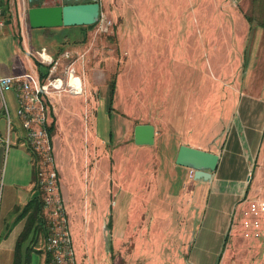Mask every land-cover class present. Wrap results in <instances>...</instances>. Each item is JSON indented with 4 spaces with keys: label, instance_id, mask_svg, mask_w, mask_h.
I'll return each mask as SVG.
<instances>
[{
    "label": "rangeland",
    "instance_id": "374dc122",
    "mask_svg": "<svg viewBox=\"0 0 264 264\" xmlns=\"http://www.w3.org/2000/svg\"><path fill=\"white\" fill-rule=\"evenodd\" d=\"M90 1L80 0V3ZM98 1L101 4V16L95 26L87 30L88 49L84 53H93L97 45H103L102 66L104 68L105 65L108 72L101 76L102 82L107 79L109 83L119 76L120 88L123 89L120 95L118 92L115 94V88L111 93L109 87L103 86L100 101L104 102L107 110L99 114V120L104 124L101 134H107L110 126L115 131L111 145H108L107 139V144H100L98 151L100 156H109L111 150L121 144L122 165L120 169L117 167V173L121 170L122 175L114 181L110 200L113 201L114 194L119 190L125 197L127 193L132 194L134 199L126 211L127 234L122 241L111 238L115 217L112 203L101 210L90 209L86 216L85 211L81 212V216L78 214L71 232L74 230L72 238L76 253L80 251V264H264V239L243 238L241 213H237L236 220H232L229 234L223 240L220 252H216L217 243L213 234L220 229V218L215 213L214 204L209 203L207 209L195 210L187 206L186 202L178 204V197L161 195L157 183L164 177L159 178L154 162L147 156L144 160V155L127 137V127L136 118L138 121L148 119L149 122L160 120L161 114L157 112H162V103L168 101L164 89L168 86L171 91H177L182 76L198 77L201 81L202 98L196 99V106L200 105L203 110L199 116L201 129L197 130L201 137L220 131L224 119H229L233 113L245 116L249 105L245 101L241 103L242 95L251 96L254 101H263L264 0H240L237 4L234 0H120L119 7L124 19L116 14L119 5L117 0ZM0 2L7 16L12 9L14 20L28 21V10L33 7L28 0ZM51 3L67 4L62 0ZM150 43L156 44L157 48L153 52L161 51L164 59L158 62L157 74L152 71L153 68L147 67L146 62L143 66L133 67L134 82H141L148 87L143 94L145 103L139 105L138 113H135V110L131 112L130 106L133 99L125 95L129 93L131 85L130 51L127 52L125 47L129 49L130 45L139 44L144 49ZM7 60L1 58L4 67L10 68L12 60ZM35 60L39 61L36 55ZM143 67L148 68V73L151 71L150 75L143 74ZM77 75L81 76L78 71ZM5 98L14 131L5 161V148L0 147V264H13L14 249L29 219H25L22 207L7 212L3 201L9 186V172L20 167L21 163L14 155L28 152L31 159L32 155L25 140L26 131L17 116L14 90L5 91ZM175 99H169L171 109L178 111V100ZM83 101L82 98L78 104L75 100L67 102V109H71V112L64 121L66 129L70 127L71 132L74 131V149L78 154L80 152L81 158L88 148L84 116H87V122L89 116L90 124L94 122L91 113H84ZM79 105L80 109L76 111ZM252 105L256 108L258 103ZM254 117L249 123L259 125L258 114ZM0 128H4L0 129V143L4 145L6 118L2 112ZM261 128L264 131V122ZM257 134L261 154L252 164L247 178L248 194L263 200L264 137L259 132ZM166 155V151L161 150L163 160ZM12 158L17 164H12ZM33 236L31 234L29 238ZM36 240L31 247L40 252L31 256V264H41L43 257H46L44 231L39 232Z\"/></svg>",
    "mask_w": 264,
    "mask_h": 264
},
{
    "label": "crops",
    "instance_id": "0c3cea01",
    "mask_svg": "<svg viewBox=\"0 0 264 264\" xmlns=\"http://www.w3.org/2000/svg\"><path fill=\"white\" fill-rule=\"evenodd\" d=\"M52 1L55 2L56 0H35L33 2L28 0V3H32V6L35 7L56 6L55 3H51ZM117 1L119 5L116 7V14L124 19L119 7L121 5L120 0ZM239 1L234 0L236 4ZM11 10L10 15L7 16L3 7L4 27L0 29V76L18 75L31 71L38 72L39 69L35 64L36 52L46 49L54 58H59L66 52L72 55V61H75L74 66L82 78L84 88L82 94L64 93L61 96L53 97L51 100L50 126L55 162L59 172V191L65 205L70 229L72 231V224L78 219L79 213L81 216L82 211H85L86 216L87 211L90 209L101 210L112 203L111 209L114 208L115 217L113 229L110 231L111 238L122 241L127 234L128 214L126 211L130 207L134 196L127 193L125 197V194L119 190L114 194L115 197L111 202L114 181H116V178L119 180L122 175L121 170L117 173V167L120 169L122 165L121 144L118 148L111 150L109 156H100L98 151L100 144H107V139L110 146L114 135L113 126L107 128L108 138L107 134H101L104 130V124L100 122L99 114L105 113L107 110L104 102L101 103L100 101L103 96V86L109 87L111 93L114 92L115 88V94L118 92L122 95L123 89L120 88V77H115L116 79H112L111 83H107V79L102 82L101 76H105L108 72L105 65L104 68L102 66L105 51L103 45L100 47L97 45L93 53H84L88 49L87 38L83 37L81 32L74 31L71 27H61L50 28L51 32L47 35L43 29L31 28L29 21L20 20L19 22L17 18L14 20ZM58 38L64 40L57 43ZM47 39L49 43H46ZM158 46L162 47V44ZM164 47L166 46L164 45ZM156 48V44L151 43L145 45L144 49L139 44H133L132 47L130 45L129 49L125 47L127 52L130 51L131 85L129 93L125 95L133 99L130 104L131 112L135 110V113H138L139 105L145 103L143 94L148 90V87L141 84V82H134L133 67L136 65L143 66L146 62L147 67L153 68L152 71L157 74L158 62H163L164 55L161 51L154 53L153 50ZM143 50L146 52H143ZM1 58L12 60L11 67H4ZM147 67L141 69L143 74L146 73V76L151 73V71L148 73ZM106 78H108V75ZM200 89L201 81L198 77L196 79L194 76H182L177 91H171L168 86L164 89L168 101L162 103V112H157L161 114L160 120L149 122L148 119L138 121L136 118L127 127V137L132 139L133 145L137 146V150L144 155V160L146 156L151 158L148 159L154 162L153 165L158 171L159 178L164 177L163 180L157 183V190L161 195L178 197L180 200L178 204L186 202L187 206H192L195 210L207 209L209 203L214 204L215 213L220 218V229H217L213 234L217 243L215 251L219 253L223 240L229 234L237 207L253 198L262 199L249 196L247 178L252 164H255L259 154H261V145L257 133H261L262 138L264 137V131L261 130V123L264 122V99L263 101H254L253 97L242 95L241 103L245 101L249 105L245 116L242 117L238 112L233 113L229 119H224L225 122H223L224 125L220 131L210 132L208 136L201 137L197 130L201 129V118L199 116L203 110H201L200 105L199 107L196 106V99L202 98V90ZM111 95L113 96V94ZM261 97H264V90ZM82 98L85 102L84 113H91V117L94 119V122L90 124L89 116L88 122L87 116H84V132L88 137V148L83 158L80 157V152L78 154L74 149V131L71 132L70 127L66 129L64 124L66 116L71 112V109H67V102L75 100L78 104ZM172 98L178 100V111L171 109L172 105L169 99ZM254 103H258L256 108L252 105ZM164 104H166L165 107ZM167 105H170V107L168 108ZM79 109L80 105L77 106L76 111ZM146 113L149 114L148 111ZM256 114H258L259 125L249 123V120H253ZM186 115L188 116L185 119ZM143 124H151L156 129L155 143L152 146H138L134 142L135 126ZM132 125L134 126L133 131L130 132ZM182 145L219 155L218 167L212 173L211 179L208 181L191 179L189 176L190 169L176 164V158ZM0 147L6 148L1 143ZM161 150H165L167 153L165 160L161 157ZM9 151L6 153L4 149V161ZM14 156L19 158L21 163L20 167L9 172V186L3 201L7 212L14 211L17 207L25 209L38 192L36 190V168L29 153H16ZM262 158H264V150ZM12 164H17L13 158ZM7 169L8 165L5 172H7ZM24 217L26 220L29 219L28 215ZM71 233H74V230ZM38 252L40 251H37V249L33 250L32 257ZM79 255L80 251L76 253L77 264H80L79 259L81 258ZM47 262L48 257L46 255L41 260V264H47Z\"/></svg>",
    "mask_w": 264,
    "mask_h": 264
},
{
    "label": "built area",
    "instance_id": "2783aa9c",
    "mask_svg": "<svg viewBox=\"0 0 264 264\" xmlns=\"http://www.w3.org/2000/svg\"><path fill=\"white\" fill-rule=\"evenodd\" d=\"M4 27V11L0 2V29ZM38 62L45 67V75L31 71L11 76H0V112L6 118L5 151L12 144L13 122L5 91L13 89L17 116L30 148L36 168V186L41 195L45 221V252L47 264H77L76 251L69 219L60 195L59 172L55 162L51 135V100L64 93L79 95L84 92L81 76L77 75L75 61L68 52L59 58L46 49L36 52ZM78 81V82H77ZM0 141L2 142L1 136ZM2 144V143H1ZM189 176L194 179V171ZM244 202V201H243ZM241 213L240 225L246 240L264 239V200H247L237 207Z\"/></svg>",
    "mask_w": 264,
    "mask_h": 264
},
{
    "label": "water",
    "instance_id": "95a60500",
    "mask_svg": "<svg viewBox=\"0 0 264 264\" xmlns=\"http://www.w3.org/2000/svg\"><path fill=\"white\" fill-rule=\"evenodd\" d=\"M35 0H29L33 2ZM67 4L56 6L31 7L28 10L29 25L33 29H50L95 25L101 16L98 0L80 3V0H62ZM156 129L151 124L137 125L134 129V142L138 146H152L155 143ZM219 155L182 145L176 164L194 171V179L208 181L216 171Z\"/></svg>",
    "mask_w": 264,
    "mask_h": 264
},
{
    "label": "trees",
    "instance_id": "16d2710c",
    "mask_svg": "<svg viewBox=\"0 0 264 264\" xmlns=\"http://www.w3.org/2000/svg\"><path fill=\"white\" fill-rule=\"evenodd\" d=\"M94 26L95 25L77 26V27H71V29L77 32H81L82 36L86 38L87 30L92 29ZM43 31L45 34L49 35V32H51V29H43ZM63 40L62 38H58L57 43H61ZM46 43H49L48 39L46 40ZM35 64L37 68L39 69V73L42 76H44L45 67L39 62H37L36 60H35ZM36 190L38 191V189ZM24 213L25 215L29 216V222L25 228V231L21 234L20 239L17 242L16 249H15L14 264H31V256L33 252L31 245L36 243L37 241L36 238L39 232L44 231V237L46 236L44 212H43L41 195L39 191L36 193V196L33 197L31 202L25 207ZM31 234L34 236L32 238H29L31 237Z\"/></svg>",
    "mask_w": 264,
    "mask_h": 264
},
{
    "label": "bare ground",
    "instance_id": "6f19581e",
    "mask_svg": "<svg viewBox=\"0 0 264 264\" xmlns=\"http://www.w3.org/2000/svg\"><path fill=\"white\" fill-rule=\"evenodd\" d=\"M78 82V81H77Z\"/></svg>",
    "mask_w": 264,
    "mask_h": 264
}]
</instances>
